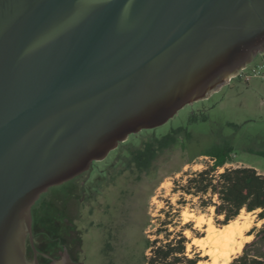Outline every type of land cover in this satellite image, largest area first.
Instances as JSON below:
<instances>
[{
  "label": "water",
  "instance_id": "1",
  "mask_svg": "<svg viewBox=\"0 0 264 264\" xmlns=\"http://www.w3.org/2000/svg\"><path fill=\"white\" fill-rule=\"evenodd\" d=\"M262 50L264 0H0V264H39L31 209L49 188ZM53 264L83 263L63 248Z\"/></svg>",
  "mask_w": 264,
  "mask_h": 264
},
{
  "label": "rangeland",
  "instance_id": "2",
  "mask_svg": "<svg viewBox=\"0 0 264 264\" xmlns=\"http://www.w3.org/2000/svg\"><path fill=\"white\" fill-rule=\"evenodd\" d=\"M179 127L189 133L188 141L183 132L177 133V144L156 159L152 173L147 175L128 167L131 149L141 140L161 138ZM132 136L120 153L110 152L88 173L51 187L40 196L32 209L35 247L64 246L73 259L83 264H143L144 255H150L146 240L162 243L184 238L185 256L198 254V264L209 263L210 257L191 240L205 237L208 220L216 228L226 225L217 226L213 208L200 210L198 198L185 195L181 187L190 175L210 164V159L200 154L215 142L228 141L234 148L233 163L226 167H253L264 175V158L248 152L264 151V78L252 77L245 82L236 77L207 99L186 105L164 125L141 131L131 139ZM77 193L92 194L94 208L91 216L80 223V231L73 225ZM260 211L243 210L227 224L236 232L233 231L234 242L230 244L235 249L225 264H230L244 244L252 240L248 232L262 225L264 220L257 217ZM184 213L189 215V221H184ZM199 217L206 221L196 226ZM240 243L243 245L237 252ZM31 256L27 246V258Z\"/></svg>",
  "mask_w": 264,
  "mask_h": 264
},
{
  "label": "trees",
  "instance_id": "3",
  "mask_svg": "<svg viewBox=\"0 0 264 264\" xmlns=\"http://www.w3.org/2000/svg\"><path fill=\"white\" fill-rule=\"evenodd\" d=\"M193 121L190 120L191 123ZM180 132L188 141L189 133L183 127L158 139L141 140L131 149L128 167L139 173H152L156 159L177 144L176 135ZM123 146L124 143L119 144L113 152L120 153ZM248 152L264 158V151ZM200 155L209 158L210 164L190 175L181 187L182 192L198 198L200 210L212 207L217 226L229 224L241 210L249 213L260 209L257 217L264 220V175L253 167H226L233 163L235 156L234 148L228 141L215 142ZM248 235L253 236L252 240L244 244L241 253L230 264H264V221L259 228L253 227ZM186 242L184 238L167 239L162 243L146 240V250H150V255H144L143 264H198L201 261L198 254L190 258L185 256Z\"/></svg>",
  "mask_w": 264,
  "mask_h": 264
},
{
  "label": "bare ground",
  "instance_id": "4",
  "mask_svg": "<svg viewBox=\"0 0 264 264\" xmlns=\"http://www.w3.org/2000/svg\"><path fill=\"white\" fill-rule=\"evenodd\" d=\"M241 211H243V210H241ZM241 216H242V214H241ZM183 217H184V221H189V218H188L189 215L188 214L184 213ZM196 220H197V225L196 226H200L201 224L204 223L205 218L203 219L202 217H199ZM242 224H244L245 227H248L246 223H242ZM241 226H239V227H241ZM236 227H237V225H236ZM226 228H228V230ZM204 231L206 233L205 237L193 238L191 240V244L195 245L199 249H202L203 250V254L205 256L207 255V256L210 257L211 261H209V263L206 262V264H219V260L220 259L224 260V261L222 260L223 261L222 263L220 262L221 264H225L227 261L229 262L228 254L230 252H233V250L235 249L230 244H232L234 242L232 240H233V237H234V232H236V231L232 230V228H230V225H226L223 229L216 228L211 223L210 220H208V222H206V227H205ZM237 234H239L241 236V230L240 229L237 230ZM186 236L187 237L189 236L188 233H186ZM240 236H237V237L240 238ZM234 244H236V243H234ZM242 245L243 244L240 243L238 246H236L237 247V252H239L241 250Z\"/></svg>",
  "mask_w": 264,
  "mask_h": 264
},
{
  "label": "flooded vegetation",
  "instance_id": "5",
  "mask_svg": "<svg viewBox=\"0 0 264 264\" xmlns=\"http://www.w3.org/2000/svg\"><path fill=\"white\" fill-rule=\"evenodd\" d=\"M96 163H98V162H93L91 164V166H90V169H92L95 166L94 164H96ZM88 171L78 175L77 177H75L72 180H75V179L79 178L80 176L88 173ZM63 184H61V185H63ZM61 185H59V186H61ZM91 197H92V194H86V193H82L80 195H79V193H77V195L75 197L76 211L77 212H76L75 218L73 220V225H74L76 231L77 230L80 231V228H79L80 223L85 222V218H88L89 216H91V214H92L91 212H94L93 211L94 208H93V206L91 204V202H92L91 201ZM37 201L35 202V204L37 203ZM86 203L89 206H87ZM34 205H33V207H34ZM33 207H32V209H33ZM32 209H31V213H32ZM33 241L35 243L34 236H33ZM27 246L29 247V250H30V252H31V254L33 256L32 250H31L30 245H29L28 242H27ZM63 248H66V247L61 246V248H60L59 246H51V247L48 246V247H45L43 249L42 248H36V250H37V259H38L39 264H53L54 260H57V259L60 258L61 254L63 252ZM26 255H27V253H26ZM32 256H31V259H32ZM71 258L73 259V257H71ZM31 259H29V260H31ZM73 260L79 262V260H75V259H73Z\"/></svg>",
  "mask_w": 264,
  "mask_h": 264
},
{
  "label": "built area",
  "instance_id": "6",
  "mask_svg": "<svg viewBox=\"0 0 264 264\" xmlns=\"http://www.w3.org/2000/svg\"><path fill=\"white\" fill-rule=\"evenodd\" d=\"M257 56L259 57L258 61L254 65H252V62L244 69L240 70L237 77L242 78L245 82H247L252 77L264 78V50L258 52L256 54V57Z\"/></svg>",
  "mask_w": 264,
  "mask_h": 264
}]
</instances>
